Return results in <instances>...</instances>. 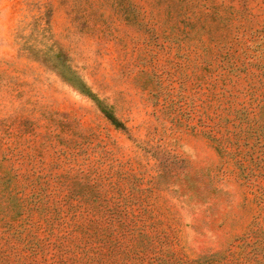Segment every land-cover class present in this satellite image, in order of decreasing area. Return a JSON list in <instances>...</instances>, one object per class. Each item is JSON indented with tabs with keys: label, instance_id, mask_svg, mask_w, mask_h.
Returning a JSON list of instances; mask_svg holds the SVG:
<instances>
[{
	"label": "rangeland",
	"instance_id": "rangeland-1",
	"mask_svg": "<svg viewBox=\"0 0 264 264\" xmlns=\"http://www.w3.org/2000/svg\"><path fill=\"white\" fill-rule=\"evenodd\" d=\"M0 264H264V0H0Z\"/></svg>",
	"mask_w": 264,
	"mask_h": 264
},
{
	"label": "trees",
	"instance_id": "trees-1",
	"mask_svg": "<svg viewBox=\"0 0 264 264\" xmlns=\"http://www.w3.org/2000/svg\"><path fill=\"white\" fill-rule=\"evenodd\" d=\"M108 116H109V118L111 119V121L116 122V119H115V117H114L113 115L108 114Z\"/></svg>",
	"mask_w": 264,
	"mask_h": 264
}]
</instances>
